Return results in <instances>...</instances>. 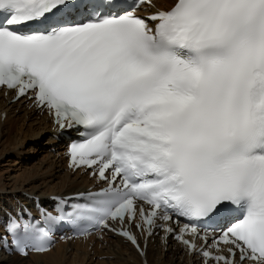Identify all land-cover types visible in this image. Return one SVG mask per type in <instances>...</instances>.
<instances>
[{"label":"snow or ice","instance_id":"1","mask_svg":"<svg viewBox=\"0 0 264 264\" xmlns=\"http://www.w3.org/2000/svg\"><path fill=\"white\" fill-rule=\"evenodd\" d=\"M0 85L82 129L69 167L105 185L46 221L141 256L159 229L202 264H264V0H0ZM4 228L21 256L54 242L26 209Z\"/></svg>","mask_w":264,"mask_h":264},{"label":"bare ground","instance_id":"2","mask_svg":"<svg viewBox=\"0 0 264 264\" xmlns=\"http://www.w3.org/2000/svg\"><path fill=\"white\" fill-rule=\"evenodd\" d=\"M16 107H7V114L0 122V204L6 203L9 195L21 197L22 191L40 196L51 194H69L76 192L85 183L83 176H68L62 171L60 156H57L50 138L49 125L37 114L30 111H15ZM24 127L25 131L22 130ZM33 138L28 143V138ZM42 158L37 161V153ZM59 152V150H58ZM11 154L12 159L21 160L12 175L3 167V156ZM24 155V156H23ZM8 157V156H7ZM18 164V163H17ZM107 255V259L97 257ZM111 255V256H109ZM111 258V259H110ZM94 262V263H93ZM140 264L139 258L120 241L109 243L105 251L92 252L88 246L80 244H62L47 253L21 258L6 256L0 251V264ZM147 264H184L174 259L171 252L162 253L154 246L147 251Z\"/></svg>","mask_w":264,"mask_h":264},{"label":"rangeland","instance_id":"3","mask_svg":"<svg viewBox=\"0 0 264 264\" xmlns=\"http://www.w3.org/2000/svg\"><path fill=\"white\" fill-rule=\"evenodd\" d=\"M22 130L25 131L24 127L22 128ZM28 139H29L28 143L33 140V138H30V137ZM42 154H43L42 152L41 153L38 152L37 153L38 156H37V158L35 160L37 161L39 158H42ZM7 156H6V158H5V156H3V158L1 159L2 162L6 160V162L2 163V165L4 164L3 167H6L8 169V171H10V172L12 171L11 172L12 175L18 174L15 169L19 166V163H21V160H16V162L12 161V160L7 161V159L9 157H10L9 159H12L11 154H8Z\"/></svg>","mask_w":264,"mask_h":264}]
</instances>
